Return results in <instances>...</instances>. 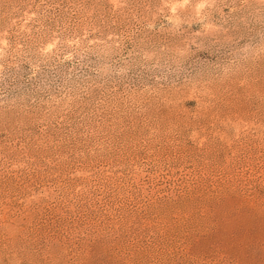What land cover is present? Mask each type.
<instances>
[{"label":"rangeland","instance_id":"1","mask_svg":"<svg viewBox=\"0 0 264 264\" xmlns=\"http://www.w3.org/2000/svg\"><path fill=\"white\" fill-rule=\"evenodd\" d=\"M0 264H264V0H0Z\"/></svg>","mask_w":264,"mask_h":264}]
</instances>
